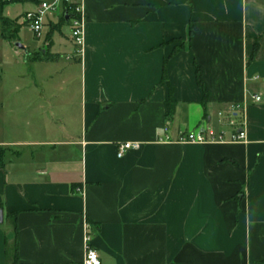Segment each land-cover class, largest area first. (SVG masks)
<instances>
[{"label":"crops","instance_id":"crops-1","mask_svg":"<svg viewBox=\"0 0 264 264\" xmlns=\"http://www.w3.org/2000/svg\"><path fill=\"white\" fill-rule=\"evenodd\" d=\"M81 5L78 57L71 38L54 41L59 14L39 39L50 38L46 64H61L63 87L12 94L13 127L32 110L58 115L60 132L52 117L38 139L0 135V264H14L5 250L13 215L16 264H83L87 232L100 264H264V0ZM235 104L244 143L175 142L188 129L224 130L219 113ZM123 143L139 148L118 158Z\"/></svg>","mask_w":264,"mask_h":264},{"label":"rangeland","instance_id":"rangeland-1","mask_svg":"<svg viewBox=\"0 0 264 264\" xmlns=\"http://www.w3.org/2000/svg\"><path fill=\"white\" fill-rule=\"evenodd\" d=\"M34 8L35 6L30 5L28 1L13 3L12 0H0V32L2 23L4 24V37H1L0 33V108H2V111H0L2 112L0 113V135L3 134L2 138L4 140L38 139L39 133L48 131V124L45 121H49L52 117L56 119L53 118L50 122L53 125L50 124L49 126L52 130L60 132L58 115H40L32 110L30 113H20L16 126H12V112L17 107L12 98L14 92L43 93L45 91H58L64 85V81L59 77L58 68L61 64H46L50 61V56L48 54L44 55L50 53L48 51L50 50V38L46 37L44 40H38L37 42L24 24V14ZM56 19V16L51 14L47 16L46 21L48 25H52L56 22ZM54 30V27L46 28V31H50V33ZM70 34V25L64 22L60 27V32H56L54 35L55 43L57 42L58 45L64 48L68 43L66 39H70ZM15 43L22 44L28 50V55L16 49ZM66 48L68 50L69 46ZM63 55V53H60L61 62L64 61ZM78 55L77 53V57ZM31 56L35 59L38 58V60L45 56L48 60H44L43 63H34L31 61ZM35 96L34 99L38 100V94H35ZM39 100L44 101L45 98L40 97ZM54 120L55 122H53ZM188 132L196 131L195 129H188Z\"/></svg>","mask_w":264,"mask_h":264},{"label":"built area","instance_id":"built-area-1","mask_svg":"<svg viewBox=\"0 0 264 264\" xmlns=\"http://www.w3.org/2000/svg\"><path fill=\"white\" fill-rule=\"evenodd\" d=\"M57 15L61 17L68 16L71 28L70 38L78 49H80L83 43V26H84V15L82 11L81 0H36L35 8L29 10L24 14L23 21L26 28L32 34L33 38L41 39L43 37V30L45 21L48 15ZM255 102H259V98L254 97ZM220 120L224 121L225 128L218 132L212 129H202L194 133H180L175 142L180 144H213V143H244V119L243 109L241 105H232L227 114L219 113ZM167 130L164 129L160 138L159 143L168 142ZM116 156L118 158L128 150H137L139 145L123 143L116 147ZM84 260L83 264H100L99 256L96 250L91 246V235L87 232L84 239Z\"/></svg>","mask_w":264,"mask_h":264},{"label":"trees","instance_id":"trees-1","mask_svg":"<svg viewBox=\"0 0 264 264\" xmlns=\"http://www.w3.org/2000/svg\"><path fill=\"white\" fill-rule=\"evenodd\" d=\"M13 3L16 2H27V1H36V0H12ZM60 22L64 23V17L60 18ZM1 37H4V24L2 23V28H1ZM181 49V47H176L173 51V53L178 52ZM256 50V47L254 48V51ZM41 61L43 60H48L47 57L43 56L42 59H39ZM195 76H196V83L197 86L202 90V94H203V98H202V105L205 104L207 96H208V90L204 85V82L202 80V75H201V69L199 66H195ZM166 82V78H165V71H163V76H162V84H165ZM169 88V97L166 100V102L164 103V116L165 119L169 122L173 115H174V111H175V107L176 104L172 98V89L170 87ZM5 150L3 148L0 147V168L3 169L4 168V160H5ZM8 221L11 223V226L13 228V232H14V238L12 240L11 243H7L6 242V246H5V250H6V259L8 262L12 261V263L16 264V260H17V232H16V218L15 215L10 216L7 218Z\"/></svg>","mask_w":264,"mask_h":264},{"label":"water","instance_id":"water-1","mask_svg":"<svg viewBox=\"0 0 264 264\" xmlns=\"http://www.w3.org/2000/svg\"><path fill=\"white\" fill-rule=\"evenodd\" d=\"M64 19H65V21H67L69 19V17L65 16ZM14 45H15L16 49L23 51L26 55L28 54L27 49L22 44L15 43Z\"/></svg>","mask_w":264,"mask_h":264}]
</instances>
